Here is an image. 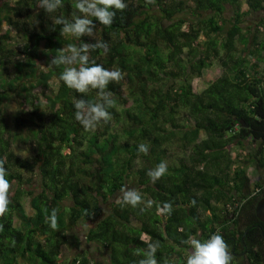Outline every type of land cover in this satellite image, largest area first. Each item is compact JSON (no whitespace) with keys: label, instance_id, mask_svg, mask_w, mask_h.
<instances>
[{"label":"trees","instance_id":"1","mask_svg":"<svg viewBox=\"0 0 264 264\" xmlns=\"http://www.w3.org/2000/svg\"><path fill=\"white\" fill-rule=\"evenodd\" d=\"M124 2L127 7L116 12L110 27L97 23L95 29V38L108 43V53H89L90 63L123 73L119 83L109 85L116 101L109 109L112 118L86 132L74 118L73 100H94L96 91L69 89L59 80L63 66H48L58 49L94 42L87 36L64 37L61 26L53 24L59 15L71 17L75 0H63L51 14L38 7V0H0V158L11 184L9 210L0 217V264H59V247L79 220H94L88 239L109 241L116 219L134 211L116 203L122 186L160 206L172 202V213L164 215L165 233L180 218H192L190 232L200 229V239L219 231L230 246L229 238L235 236L246 246L249 264H264L254 251L256 244H264L259 232L261 228L264 234V225L253 213L254 202L264 195V181L240 194V203L232 206L234 200L229 201V210L224 201L221 207L208 202L213 194L229 198L231 189L238 192L248 184L237 167L232 169V184L227 183L233 162L228 144L247 141L246 161L264 172V73L255 71L264 50V39L258 38L264 18L250 23L244 18L264 12V0ZM13 29L22 38L15 47L9 43ZM39 53L46 57L44 69L37 64ZM213 61L220 73L196 90L192 82ZM14 96L19 100L8 125L1 105ZM16 141L29 153H16ZM140 143L149 145L147 155L138 153ZM174 147L182 156L165 162ZM161 162L167 172L153 184L146 173ZM23 196L31 213L23 208ZM104 203L109 210L103 212ZM246 206L252 217L235 231L232 225ZM233 207L241 209L235 220L226 218ZM52 209L57 210L56 229L45 223ZM205 209L210 215L203 217ZM76 259L77 264H97L83 257H72L69 264Z\"/></svg>","mask_w":264,"mask_h":264},{"label":"clouds","instance_id":"2","mask_svg":"<svg viewBox=\"0 0 264 264\" xmlns=\"http://www.w3.org/2000/svg\"><path fill=\"white\" fill-rule=\"evenodd\" d=\"M154 3L155 0H146ZM63 6V0H38V7L46 13H55ZM127 7L124 0H75L74 11L71 17L57 16L53 24L59 25L60 33L64 37H90L94 42H84L78 46L68 44L58 49L48 66H63L59 80L69 88L80 94H87L90 90L96 91L94 100L76 98L73 100L75 109L74 118L86 132H94L102 123L107 124L111 120L110 108L115 107L116 101L109 85L119 83L123 79V73L119 69H108L95 61L89 62V53L101 50L103 54L109 51L107 42L95 38L97 23L105 27L113 24L117 11H123ZM138 153L147 155L149 145L140 143L137 146ZM167 172V164L161 162L147 171V176L153 184L161 179ZM5 160L0 158V217L9 210L11 200V184L6 178ZM116 203L121 207L130 206L139 208L145 212L153 206L152 200L145 201L139 191L122 186ZM193 204L195 201L192 202ZM143 205V207H141ZM173 211L172 202H164L157 205L160 215H170ZM45 223H49L52 229L57 228V210L52 209L51 215L45 216ZM3 225H0V231ZM143 239V237H142ZM146 249H136L135 254L142 258L138 264H158L156 253L160 249V241L146 240ZM183 243L187 246L185 264H232L233 255L228 243L219 231L213 233L207 239H200L196 235H189ZM164 264H175V260L165 259Z\"/></svg>","mask_w":264,"mask_h":264},{"label":"crops","instance_id":"3","mask_svg":"<svg viewBox=\"0 0 264 264\" xmlns=\"http://www.w3.org/2000/svg\"><path fill=\"white\" fill-rule=\"evenodd\" d=\"M242 8H245L241 6ZM261 12V11H260ZM263 12V11H262ZM260 17H262L260 15ZM263 18V17H262ZM254 21V20H253ZM253 21H247L250 23ZM258 21V19L256 20ZM264 22V19H263ZM260 26L258 29V38L264 39V27ZM262 56L256 61L255 71L256 73H264V50L260 52ZM216 77V76H215ZM264 86V85H263ZM203 136V133H199ZM248 146L247 141H243V144L231 143L227 145L228 157L231 163L228 176L226 178L227 183L232 184V169L241 168L248 177V184L238 192H234L232 189L229 191V198L222 199L221 197H215L213 194L209 197L210 206L221 207L223 201L226 204L232 199L233 205H236L242 201L240 194H247L252 190L253 184L256 181H264V172L255 168V165L246 159L248 158L246 148ZM182 154H177L175 158L170 156L168 162L179 161ZM188 158V153H185L184 160ZM225 181V182H226ZM260 182V181H259ZM197 194H201L202 191L198 189ZM145 201L151 200L149 197H145ZM107 208V204L102 205L103 212ZM155 208V217L151 210ZM109 208L106 209L108 211ZM210 215L209 209H205L201 216L205 217ZM226 218H230L227 215ZM97 217L96 220H99ZM94 220L83 222L77 221L74 226L66 233V237L63 243L59 247L57 254V260L59 264H69L72 257L94 261L97 264H138V260L141 256L135 254L136 249H146V240L160 241L161 247L156 253V259L158 264H164L165 259L175 260V264H185L186 249L187 246L183 243L189 235H196L201 238L200 229L196 228V231L190 232V225L194 224L192 218L182 217L179 219L176 227H170L168 233L164 232V224L167 219L164 215H160L157 212V204L153 203V206L144 212V215H140L136 209L127 215L125 218L116 219L114 225L115 233L113 237L106 241L102 239L100 241L91 240L86 237V232L90 224H93ZM189 225V226H188ZM188 232L187 237H184ZM143 237V239H142ZM111 247V250H110ZM111 251V252H110Z\"/></svg>","mask_w":264,"mask_h":264},{"label":"rangeland","instance_id":"4","mask_svg":"<svg viewBox=\"0 0 264 264\" xmlns=\"http://www.w3.org/2000/svg\"><path fill=\"white\" fill-rule=\"evenodd\" d=\"M8 2H12L13 0H6ZM242 6L244 7L245 4L242 3ZM260 15L264 18V12H251L248 13L247 15H245V19L246 21H256L258 17H260ZM2 28H5V25L2 24ZM21 35L18 32V30H11L9 32V43L11 46L15 47L17 46L20 42H21ZM40 46H42L40 44ZM46 57L43 56L41 53H39V57L37 59V64L39 66L40 69H44L46 67ZM221 67L219 66V64L216 61H213L212 64L207 67V68H203L201 70V74L199 77H197L193 82V87L196 90H200L201 88H203L205 86V84L212 80L215 76H217L220 73ZM19 98L18 97H11L8 100L3 102V105H1V114L3 119L5 120V122L8 125H12L11 123V114L12 112L16 109L17 107V102H18ZM13 148L15 150L16 153H18L19 155H26L29 153V150L27 147H25V145H23L22 143L19 142H15L13 144ZM170 153H168V155H166V157L164 158L165 162H168V158L170 156H173V158H175V156L177 154H181L182 151L179 150L177 147L171 148L170 149ZM22 205L24 210L27 213H31V208L28 205V197L27 196H23L22 199Z\"/></svg>","mask_w":264,"mask_h":264},{"label":"flooded vegetation","instance_id":"5","mask_svg":"<svg viewBox=\"0 0 264 264\" xmlns=\"http://www.w3.org/2000/svg\"><path fill=\"white\" fill-rule=\"evenodd\" d=\"M253 208H254V205H253ZM234 210H235L234 214H232L230 216V218H232V220L238 219V216H239L238 212L241 209L239 207L237 209H232V211L230 212V214L233 213ZM240 212L242 213L240 219L237 220V223L236 224H233L232 225V226H234L235 231H237V230L245 227L246 222H248V220L250 219V217H252L251 216L252 214L250 213L251 212V208L250 207L248 208V206L244 207L243 210H241ZM253 213H254V209H253ZM254 225H259V224L258 223H254ZM244 231H245V229H244ZM229 240L231 241V244L229 246V249L231 248V246H233V249L230 250L231 253H232V255H233V262H232V264H249L248 263L249 259L246 258V255H247V251H246L247 248H246V246L245 245L240 246L239 243H238V241H237V239H235V236L234 237L231 236L229 238ZM239 241H241V240H239ZM254 251H257V253H259L258 254V257L261 259V262H262V260L264 262V244L263 243L256 244L254 246Z\"/></svg>","mask_w":264,"mask_h":264},{"label":"water","instance_id":"6","mask_svg":"<svg viewBox=\"0 0 264 264\" xmlns=\"http://www.w3.org/2000/svg\"><path fill=\"white\" fill-rule=\"evenodd\" d=\"M240 122L244 125H246L242 120H240ZM234 209V207H233ZM254 214L256 216V218L262 222L264 224V195L260 196L254 203ZM233 213L230 214V216L232 215ZM259 232L260 234L263 236L264 238V234H263V231L262 229L260 228L259 229ZM239 240L242 241V236L239 237ZM233 249V246H231L230 250Z\"/></svg>","mask_w":264,"mask_h":264},{"label":"built area","instance_id":"7","mask_svg":"<svg viewBox=\"0 0 264 264\" xmlns=\"http://www.w3.org/2000/svg\"><path fill=\"white\" fill-rule=\"evenodd\" d=\"M226 208H227V210L231 209L232 208L231 204H229V203L226 204ZM74 263L77 264L78 263V259H76Z\"/></svg>","mask_w":264,"mask_h":264}]
</instances>
